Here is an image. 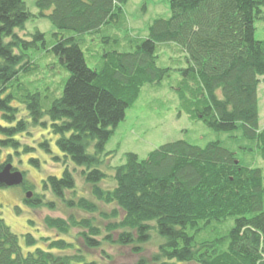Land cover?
Segmentation results:
<instances>
[{"label": "trees", "instance_id": "obj_1", "mask_svg": "<svg viewBox=\"0 0 264 264\" xmlns=\"http://www.w3.org/2000/svg\"><path fill=\"white\" fill-rule=\"evenodd\" d=\"M126 3L37 0V17L58 31L55 41H49L40 31L29 38L17 34L34 17L26 0H0V152L17 150L6 154L0 172L22 177L13 187L21 188L27 205L53 207L46 202L50 193L69 208L94 215L98 204L76 196L68 164L89 168L86 181L92 183L94 198L115 206L109 215L102 214L114 220L105 235L92 218L48 216L44 223L62 235L80 228L90 250L101 245L97 239L102 237L141 252L140 245L155 233L163 241L153 258L156 264H264L263 170L244 166L222 143L201 148L181 140L161 146L146 160L127 154L126 163L115 168L112 190L100 187L105 175L99 170L107 142L143 87L170 78L171 69L158 67V47L170 44L185 55L179 92L183 101L186 93L194 98L191 119L216 133H241L249 151L264 161L258 97L264 41L255 39L264 0H171L170 18L154 21L147 39L132 51L104 52L100 67L91 69L81 48L84 40L64 33L93 35L118 23ZM39 127L46 130L39 148L65 168L61 177L43 179L37 194L27 171H19L13 161L19 149H32L20 137L32 136L29 130ZM92 148L94 154L89 153ZM40 163L30 159L36 168ZM24 239L33 251L24 253L19 236L0 219V264H91L81 250L62 254L75 247L65 240H53L45 250L38 243L50 238L27 234Z\"/></svg>", "mask_w": 264, "mask_h": 264}, {"label": "rangeland", "instance_id": "obj_2", "mask_svg": "<svg viewBox=\"0 0 264 264\" xmlns=\"http://www.w3.org/2000/svg\"><path fill=\"white\" fill-rule=\"evenodd\" d=\"M171 0H127L124 6L123 18L118 23H111L101 28L93 35H77L73 32H65L66 37H76L84 40L81 48L86 62L91 69H98L101 63V56L107 51H132L143 40L147 39L150 26L159 19L167 20L171 16ZM37 0H26V5L34 15L26 24L23 31L17 34L22 38H29L36 31L45 33L49 41H55L53 34L58 32L52 23L47 19L37 17ZM50 13V12H49ZM255 39L264 41V7L261 8V14L255 21ZM158 67L171 69L170 78L165 79L159 85H146L141 91L138 101L127 110L125 119L114 129L105 146L104 153L100 156L101 165L99 170L105 177L100 182V187L105 190H112L116 183L114 180L115 168L126 163L127 154H135L140 160H146L150 153L161 146L177 141H187L192 145L201 148L209 143L220 142L224 147L237 154L238 160L245 165L254 168H261L264 176V161L256 151H249V142L242 138L241 133L233 134L216 133L209 129L202 121L193 120L189 115V107L194 98L187 94V101L181 99L179 89L181 87L182 77L179 70L186 68L187 63L185 55L175 44L158 47ZM59 81V78L56 79ZM260 106V131L264 130V82L258 89ZM32 136L23 135L20 137L22 144L28 145L30 152L21 153L15 156L13 165L19 171H27V179L35 186V193H42V180L49 175L61 177L65 164L57 165L53 155L45 154L38 146L42 142L41 135H46V130L42 128L31 129ZM48 138V136H47ZM54 147V145L52 144ZM17 151V150H16ZM15 150L6 149L0 152V163L6 158V154H15ZM94 154V149L89 151ZM21 159L18 161V159ZM31 158L41 159L40 167L36 168L30 164ZM68 169L73 173L78 197L87 198L98 204V213L88 215L82 211L69 208L68 204L60 199L54 198L50 193L46 194V202L51 201L53 207L41 205H27L24 203V194L20 187H9L0 189V219L4 220L11 231L19 236V241L23 252L33 251L35 248H29L25 244L24 237L27 234L35 238H50L48 242H39L38 247L45 250L53 240H65L74 245L63 253H75L81 250L89 263L95 264H156L153 261L154 256L159 251V246L163 243L161 238L152 233L150 242L140 245L141 252L134 250L133 247L121 246L105 242L102 237L97 239L101 242L96 249L85 248L82 238L79 234L80 228H73L69 234L62 235L55 230H50L44 223L48 216L52 218L68 219L74 215L78 221L82 218H92L103 231L105 227L112 223L109 215L115 208L114 205H105L97 201L92 195V183L86 181V176L91 170L89 168L79 167L72 162L68 164ZM85 172V174H83ZM71 198V194H66ZM40 207V208H39ZM232 223L233 222H229ZM115 236V235H114ZM58 253V251H54ZM176 263V262H174ZM178 264V263H176Z\"/></svg>", "mask_w": 264, "mask_h": 264}, {"label": "water", "instance_id": "obj_3", "mask_svg": "<svg viewBox=\"0 0 264 264\" xmlns=\"http://www.w3.org/2000/svg\"><path fill=\"white\" fill-rule=\"evenodd\" d=\"M22 183V177L15 173H10L7 171L0 172V184L7 187L17 186ZM27 198H30V194L27 195Z\"/></svg>", "mask_w": 264, "mask_h": 264}]
</instances>
